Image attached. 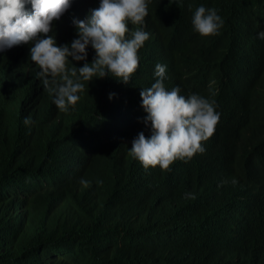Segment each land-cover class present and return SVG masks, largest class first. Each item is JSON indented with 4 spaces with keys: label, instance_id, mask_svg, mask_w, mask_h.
Masks as SVG:
<instances>
[{
    "label": "trees",
    "instance_id": "16d2710c",
    "mask_svg": "<svg viewBox=\"0 0 264 264\" xmlns=\"http://www.w3.org/2000/svg\"><path fill=\"white\" fill-rule=\"evenodd\" d=\"M99 3L78 0L68 24L53 25L57 46ZM239 3L149 0V39L130 81H82L67 113L37 77L31 44L0 50V264H264V48L225 70L218 62ZM201 5L219 11L218 35L194 31ZM95 55L89 45L86 61L69 59L79 68ZM156 63H167L180 95L214 101L219 113L201 157L168 171L146 170L130 152L139 132L151 134L140 91L155 83Z\"/></svg>",
    "mask_w": 264,
    "mask_h": 264
},
{
    "label": "clouds",
    "instance_id": "9594fccd",
    "mask_svg": "<svg viewBox=\"0 0 264 264\" xmlns=\"http://www.w3.org/2000/svg\"><path fill=\"white\" fill-rule=\"evenodd\" d=\"M77 1L0 0V50L31 44L29 57L39 69L36 75L64 113L81 99L83 82L88 88L94 77L108 76L127 84L139 67L138 50L149 39V33L144 31L149 0H100L98 8L89 10L86 20H73L77 38L70 45L57 46L53 25L64 20L68 24V15ZM217 12L204 5L192 10L194 31L202 37L218 35L224 21ZM237 15L239 21L228 35L226 52L218 59L221 70L235 58L260 55L264 48V0H240ZM129 22L138 26L130 35ZM89 45L95 50V58L77 68L71 61H86ZM153 69L155 83L140 91V106L147 114L143 123L150 127L151 134L146 138L139 132L131 142L130 152L146 170L159 166L168 171L177 160L187 162L197 153L201 157L205 152L202 144L214 135L219 113L214 101L198 94L180 95L167 63H156ZM23 122L32 123L28 117ZM81 183L89 186L86 180ZM187 198L195 196L188 194Z\"/></svg>",
    "mask_w": 264,
    "mask_h": 264
}]
</instances>
